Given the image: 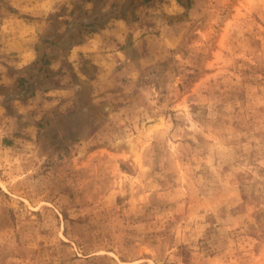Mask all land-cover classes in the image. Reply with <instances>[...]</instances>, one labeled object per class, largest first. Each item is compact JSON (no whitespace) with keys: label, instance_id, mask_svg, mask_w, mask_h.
Masks as SVG:
<instances>
[{"label":"rangeland","instance_id":"374dc122","mask_svg":"<svg viewBox=\"0 0 264 264\" xmlns=\"http://www.w3.org/2000/svg\"><path fill=\"white\" fill-rule=\"evenodd\" d=\"M109 1L0 0V264H264V0Z\"/></svg>","mask_w":264,"mask_h":264},{"label":"crops","instance_id":"0c3cea01","mask_svg":"<svg viewBox=\"0 0 264 264\" xmlns=\"http://www.w3.org/2000/svg\"><path fill=\"white\" fill-rule=\"evenodd\" d=\"M50 1V6H54L58 4L59 0H48ZM112 0L109 1L105 9H109L112 5ZM37 29V27H36ZM130 27L128 26L127 20L125 18H110L106 22V24L100 29L99 32L91 33L88 37L84 40L80 41V43L76 44L75 46H71L68 49H64L61 47L60 44H54L53 42L50 44H41L44 45L42 50L46 49V54L51 56V54H55L56 58L54 60L51 59L52 67H59L65 58L71 60L72 58L77 59L78 56L87 57L92 61L95 66H107L113 67L124 64L128 59L126 56V52L123 50H118L116 52L110 51V45L108 44V37L115 36V39L118 43H122L126 36L129 34ZM39 33L42 31H38ZM38 35V34H36ZM39 36V35H38ZM34 36H31V39H28L30 42H33V46H26L24 50L28 54H30L31 59L30 61H19L15 65V68H19L18 70H26L27 66L32 65L34 62L37 61L38 57H40V51H42L39 46H36L34 42H39L40 36L38 39L36 38L35 41ZM24 54L21 53L18 57H23ZM62 58V62H61ZM108 59L112 61L109 62ZM50 65V66H51ZM6 66V65H4ZM0 80V87L3 86V83ZM2 84V85H1ZM0 94V98H1ZM3 103H0V108L2 109Z\"/></svg>","mask_w":264,"mask_h":264}]
</instances>
